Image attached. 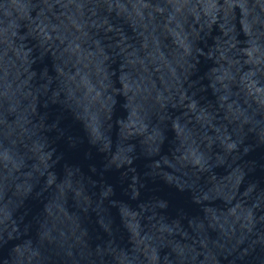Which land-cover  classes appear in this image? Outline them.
<instances>
[{"label": "clouds", "instance_id": "clouds-1", "mask_svg": "<svg viewBox=\"0 0 264 264\" xmlns=\"http://www.w3.org/2000/svg\"><path fill=\"white\" fill-rule=\"evenodd\" d=\"M57 6L62 9L59 15L53 12ZM32 7L39 9L36 19L43 26L37 28L43 42L55 39L62 47L53 54L55 77L45 69L41 79L46 82L37 86L31 70L35 61L29 60L31 49L26 51L24 44L36 30L21 36L16 21L7 27L0 21V245L5 234L8 240L22 241L0 264H109L105 257H111V264H246L257 249L264 253V191L257 192L252 184L241 191L247 173L237 163L264 147V0H55V5L39 0ZM105 8L129 23L141 40L138 48L121 35L115 46L119 51L106 53L100 30L122 29L101 19ZM20 18L31 19L26 12ZM217 23L222 37L207 54L219 65L207 74L217 98L214 108L211 102L201 106L197 92L189 96L188 89L204 79L191 80L199 57L205 55L198 43L201 33L207 29L210 34ZM169 39L171 46L165 44ZM214 52L219 55L214 57ZM116 57H122L118 71L109 63ZM41 97L46 98L44 108L49 101L59 104L81 122L89 144L108 156L110 165L134 172V161H149L151 174L189 192L203 215L188 219L185 229L179 220L167 224L163 216L157 218L156 209L167 208L164 202L141 205L137 213L110 201L119 207L131 245L127 251L120 248V228L104 206L112 189L102 190L93 201L78 169L63 179L52 171L58 161L52 159L55 148L47 133L55 131L58 122L49 126L46 116H39ZM117 97L124 98L127 116L114 119ZM169 107L181 114L171 115ZM9 117L14 119L9 122ZM169 130L174 139L165 153ZM218 167L228 174L218 179ZM137 182L133 176V199L140 195ZM38 186L37 196H50L42 214L21 231L24 216L19 221L14 217ZM90 212L109 237L95 251L84 227ZM144 212L151 213L150 228L141 226ZM257 259L264 264V258Z\"/></svg>", "mask_w": 264, "mask_h": 264}, {"label": "water", "instance_id": "water-1", "mask_svg": "<svg viewBox=\"0 0 264 264\" xmlns=\"http://www.w3.org/2000/svg\"><path fill=\"white\" fill-rule=\"evenodd\" d=\"M39 0H0V21H3L4 27L8 24L16 21L20 27L18 29V34L21 36L27 35L29 29H35L31 35L27 36L24 41L26 45L25 50L31 49L29 54V60L35 61L31 65V70L36 73V78L34 84L39 86L45 83V80L41 79L42 73L45 69L48 70V75L55 77L56 73L54 71V64L57 63L55 56L58 55V49L62 46L59 41L53 40L50 43H44L37 26H43L40 20H37L38 8L34 9L32 6L37 4ZM51 3L55 5V0H50ZM148 2H155V0H148ZM223 3V0H220ZM13 5H19L22 7H14ZM62 11L58 6L53 8V12L59 15ZM237 15V30L239 31V9H236ZM5 12H11V16L5 15ZM27 13V16L31 19H21L20 17ZM49 19H51L53 24L58 23L52 18L51 13H46ZM101 19L107 18L109 24L114 29H122V33H117L116 31L105 33L104 29L99 32V38L101 39L102 47L105 48L106 53L109 56H113L119 51L116 48V44L120 42L121 35L128 37L129 43H132L135 47H139L141 40L133 32L132 27L123 18H118L115 11L109 14L105 9L100 12ZM43 17L41 18V20ZM35 21V23H32ZM93 33L95 29L91 30ZM55 35V34H54ZM202 39L198 43V47L204 52V56L199 57V64L196 66L197 71L195 75L191 77L192 81L198 80L203 77L204 79L201 83L197 84L195 88L188 89V95L191 96L192 92H197L195 99L200 101L201 106H206L209 102L214 108L218 107L216 104V96L213 95L212 89L208 87L210 84L207 74L214 67L219 65L214 62V59H207V54L210 50L216 47V38L222 37V32L220 30L219 23L212 25L211 32L208 34L206 29L204 33H201ZM239 39L243 41L245 37L241 33ZM20 41L17 40L19 45ZM165 44L171 46V40L165 41ZM111 45V47H110ZM214 57L218 56V53H213ZM122 61V57H116L115 63L110 60L112 69H119V65ZM55 87V85H54ZM119 87V85H117ZM157 87H160L159 81H157ZM204 87L206 91L199 92V88ZM187 89V84L185 85ZM50 96V93H49ZM203 97L204 99H201ZM45 97H41L40 103L37 106V112L39 116L45 117L46 125H52L57 123V129L53 132L47 133L50 141H52V147L55 148V153L52 157L54 161H58L52 171L57 175L59 179H63L66 172H76L79 170V174L85 178V187L87 188L88 195L92 197L93 201L99 199V195L102 190L112 189V195L109 200L104 202L105 208H107V215L113 220L114 225L120 228L119 233L116 236V244L124 249L125 251L131 247L128 244V233L121 225L120 215H119V205H125L129 210L133 212L140 213L141 205H148L150 203L160 201L167 204V208L161 210L156 209L157 218L160 216L164 217V223L171 224L173 221L179 220L182 226L187 229L188 219L195 218L196 216H202L203 213L200 211L198 206L191 202V194L187 191H179L175 187H170L164 183L159 177H155L151 174V169L147 167L149 161L144 159H138L134 161L131 166L135 171H131L128 167H123L117 169L114 165L109 164V157L105 154L99 152L97 148L89 144L88 138L84 132L83 124L76 121L72 115L66 112L59 104L53 105L49 101V106L47 108L43 107ZM125 100L123 97H117V105L114 109V119L117 117L123 118L127 116V112L123 105ZM169 113L173 116L180 115V110H173L169 107ZM223 116L221 113L218 120ZM14 117H9V122H11ZM191 127V125H190ZM199 127L198 125L196 126ZM168 137V142L164 146V152L167 153L169 147H171L170 142L174 139V133L169 130L166 133ZM242 167H244L245 181L241 187V191L252 184L256 185V191H264V147L255 148L253 151L249 152L246 156H243L241 160L237 161ZM214 173L219 179L220 177L226 176L228 174L224 167H218L214 169ZM133 176L137 178V183L135 187L139 190V198H132V187H133ZM95 182V187H92L88 181ZM43 182H41L42 184ZM41 191L40 186H38L33 194L25 201L24 207L19 210L14 219L19 221L21 216H24V223L20 224L21 231H23L25 224L33 221V218L37 215L42 214L44 203L50 196V192H44L40 196L37 193ZM110 201H114L118 206H110ZM71 203V201H70ZM218 204L220 202H217ZM27 213V215H25ZM150 212H144L142 214L140 223L142 227L147 225L148 228L151 224L148 222V216ZM97 215L95 212L89 213V219L84 223V227L88 229L87 243L89 247L95 251L97 245L104 247L107 243L109 237L101 229L97 223ZM155 223V221H152ZM147 231V228L145 229ZM191 230H189L190 232ZM31 236L35 240V231H31ZM179 239V237H177ZM21 240H8L7 234L4 236V242L0 245V261L8 259L11 254L12 248L21 243ZM54 248V246H53ZM75 255V253H74ZM257 258H264V253L260 249H257L255 253L251 254L246 258V264H259ZM105 259L111 264V257H105ZM53 260L56 257L53 256ZM77 260L79 257L77 256ZM71 264V262H68Z\"/></svg>", "mask_w": 264, "mask_h": 264}]
</instances>
